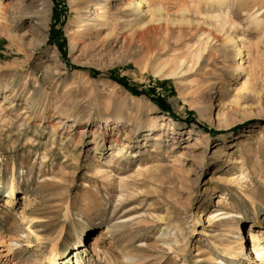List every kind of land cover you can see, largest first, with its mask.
I'll list each match as a JSON object with an SVG mask.
<instances>
[{"label": "rangeland", "instance_id": "1", "mask_svg": "<svg viewBox=\"0 0 264 264\" xmlns=\"http://www.w3.org/2000/svg\"><path fill=\"white\" fill-rule=\"evenodd\" d=\"M214 3L0 0V264H264V0Z\"/></svg>", "mask_w": 264, "mask_h": 264}, {"label": "bare ground", "instance_id": "2", "mask_svg": "<svg viewBox=\"0 0 264 264\" xmlns=\"http://www.w3.org/2000/svg\"><path fill=\"white\" fill-rule=\"evenodd\" d=\"M213 1H215V3H217V4H219V5H225V2L227 1V0H212V2ZM48 2H49V0H44V4L45 5H47L48 4ZM215 3H214V5H215ZM130 5H131V3H129ZM140 4H141V1H139V2H137L136 3V5L139 7L140 6ZM227 4V3H226ZM47 21H48V19L46 18V17H42L41 18V25H43V26H45L46 25V23H47ZM263 25L264 26V24H263V22H260V21H258V19H257V25ZM150 31H155V29H153V28H151L150 29ZM89 33V30H86V32H85V34H88ZM88 36V35H87ZM77 45H78V43L77 42H75L74 43V46L72 47V50H75V48L77 47ZM242 50V49H241ZM244 67V62L242 61V60H240V62H239V66H238V70L239 71H242V68ZM173 75H175V73H173ZM3 118V117H2ZM4 120V119H3ZM1 121V120H0ZM5 121V120H4ZM114 129V128H113ZM110 141H112V142H114V143H116V140L114 139V140H110ZM144 166L143 167H141V166H139L138 167V169H137V174H139V173H147L148 172V170H150L151 169V166H149L147 163H145V164H143ZM141 167V168H140ZM139 172V173H138ZM13 196H14V194H13V191H10V193H9V198L5 201V207L6 208H10L11 206H12V203H13V201H14V199H13ZM261 207L262 208H264V205L263 204H261ZM246 233V232H245ZM80 241H81V239H80ZM79 241V242H80ZM246 241H247V245L249 244L250 245V249L248 250L249 251V253H245V257L248 259H252V257L253 256H255V260L256 261H262V260H264V255H262L261 253H260V250H259V239H258V235H257V233L254 231V229L252 228V227H250L249 228V230L247 231V237H246ZM56 251V247L55 246H53V248L51 249V252L52 253H54ZM250 256H251V258H250Z\"/></svg>", "mask_w": 264, "mask_h": 264}, {"label": "trees", "instance_id": "3", "mask_svg": "<svg viewBox=\"0 0 264 264\" xmlns=\"http://www.w3.org/2000/svg\"><path fill=\"white\" fill-rule=\"evenodd\" d=\"M120 83L123 84L124 86H126V88H128V90H129L132 94H134V95H140V94H141L140 92L134 90L132 87L128 86V85L126 84L125 81H122V80H121Z\"/></svg>", "mask_w": 264, "mask_h": 264}]
</instances>
